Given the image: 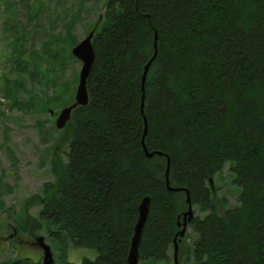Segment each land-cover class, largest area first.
Wrapping results in <instances>:
<instances>
[{"label": "trees", "instance_id": "1", "mask_svg": "<svg viewBox=\"0 0 264 264\" xmlns=\"http://www.w3.org/2000/svg\"><path fill=\"white\" fill-rule=\"evenodd\" d=\"M16 9L12 37L27 30ZM70 30L69 49L78 43ZM93 31L89 101L64 128L31 233L47 224L55 241L94 250L82 264H126L150 196L140 264L168 262L178 195L186 198L168 189V170L170 186L187 189L204 213L188 224L185 264H264V0H108ZM4 91L14 99L12 82ZM226 163L239 203L220 208L213 180Z\"/></svg>", "mask_w": 264, "mask_h": 264}, {"label": "rangeland", "instance_id": "2", "mask_svg": "<svg viewBox=\"0 0 264 264\" xmlns=\"http://www.w3.org/2000/svg\"><path fill=\"white\" fill-rule=\"evenodd\" d=\"M107 2L0 0V264L16 260L42 264L43 251L34 244L38 236L51 247L55 264H82L84 258L97 256L86 247L71 249L65 239L55 241L47 224L31 233V218L39 217L43 184L54 180L51 162L65 149V127L57 128L56 119L74 103L79 83L82 63L69 57L73 47L68 48L67 30L72 29L79 43L97 26ZM15 4L17 17L27 26L22 30L26 34L20 37H12L9 25ZM8 81L16 88L14 99L5 95ZM46 96L51 98L50 105L42 108ZM230 166L226 163L213 180V199L220 208L239 203L240 192ZM178 196L184 213L188 210L186 198L181 193ZM193 213L204 215L198 205H193ZM20 219L26 220V229H22ZM193 236L189 225L179 241V264H185ZM173 257L172 248L170 260L159 264H174Z\"/></svg>", "mask_w": 264, "mask_h": 264}, {"label": "water", "instance_id": "3", "mask_svg": "<svg viewBox=\"0 0 264 264\" xmlns=\"http://www.w3.org/2000/svg\"><path fill=\"white\" fill-rule=\"evenodd\" d=\"M94 36V31H91L83 40H81L78 44H76L72 48V54L75 58H77L79 61H81L82 66L80 70V75H79V83L78 87L76 90V95H75V101L73 104L65 107L58 115L56 119V126L57 128H64L67 123L71 120L72 118V112L73 110L81 105H86L89 101V95H88V90H87V79L90 74L94 59H95V54H94V49H93V44H92V39ZM157 54V36L155 37V42H154V53L151 57V59L147 62L144 68V73L142 76V84H141V89L143 92V103H142V108L144 107V99H145V81H146V76L149 70L150 65L152 64L155 56ZM147 133V128H145V135ZM144 144V140H143ZM145 148V147H144ZM161 155V152H147L148 157H153L155 154ZM167 186L170 191L173 192H178V191H185L186 193V203L188 204V210L184 213H182L178 217V226L181 227L179 232L176 234L175 239H174V257H173V263L174 264H179L178 260V245L179 241H181L182 237L185 236L186 230L188 227V224L192 221L194 217L193 213V204L190 199L189 191L185 188H178V187H172L170 186L169 183V171L167 170ZM150 196H146L143 198L139 205L138 209V219L134 227V234L131 239V245L127 257V263L126 264H140L139 260V247L141 243V238H142V233L143 229L145 227L148 215H149V210H150ZM182 219V221H180ZM35 245L40 247L43 251V259H42V264H55V260L53 257V252L51 247L45 242V239L43 236H38L35 238Z\"/></svg>", "mask_w": 264, "mask_h": 264}]
</instances>
